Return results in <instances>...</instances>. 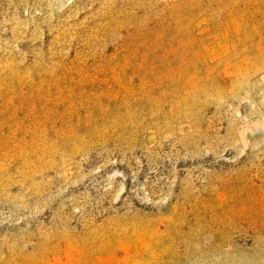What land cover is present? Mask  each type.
Here are the masks:
<instances>
[{
	"label": "rangeland",
	"instance_id": "obj_1",
	"mask_svg": "<svg viewBox=\"0 0 264 264\" xmlns=\"http://www.w3.org/2000/svg\"><path fill=\"white\" fill-rule=\"evenodd\" d=\"M0 264H264V0H0Z\"/></svg>",
	"mask_w": 264,
	"mask_h": 264
}]
</instances>
